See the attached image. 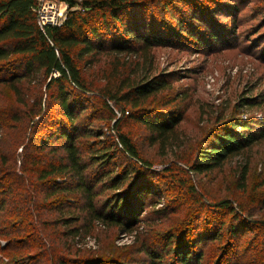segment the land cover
I'll return each mask as SVG.
<instances>
[{"label":"rangeland","instance_id":"1","mask_svg":"<svg viewBox=\"0 0 264 264\" xmlns=\"http://www.w3.org/2000/svg\"><path fill=\"white\" fill-rule=\"evenodd\" d=\"M138 1L148 7L152 23L174 38L161 45L132 42L129 51H105L81 60L83 75L93 91L81 100L85 106L79 123L93 131L83 143L97 147L107 138L95 133L107 131L119 120L120 131L150 162L157 194L147 196L140 220L124 230L92 219L79 196L68 192V182L62 185L61 176L44 183L36 174L25 172V179L32 177L31 186L24 183V177L14 178L23 165L24 144L30 145L36 135L29 125L34 103L53 90L46 92L50 79L39 71L20 82V98L0 82V176L11 175L0 182V264H51L46 250L49 243L59 257L157 264L150 259L151 252L165 255L161 264H178L173 253H180L187 241L203 254L199 264H264V139L211 170L191 169L224 122L264 116V0ZM167 5L171 13L168 7L164 9ZM59 6L65 13L67 6L63 2ZM134 7L140 13L142 7ZM194 12L201 14V20L186 22ZM173 17H177L176 23L171 21ZM180 21L187 31L197 34V41L177 34ZM153 78L166 85L148 97L130 93L137 82ZM103 89L117 91L118 97L127 92V98L131 95L133 99L117 100L114 117L98 95ZM158 109L181 114V119L174 132L156 140L150 127L132 115L139 116L142 110L150 116ZM37 143L26 152L32 154ZM246 162L249 170L244 179L241 171ZM111 166L117 170L139 168L122 152ZM225 199L240 208L242 216L216 204ZM70 217L77 220L67 223ZM230 222L237 226L236 233L228 228ZM221 223V239L198 241L199 236L214 233ZM74 227L77 235L71 231ZM31 228L41 230V235ZM171 237L176 251L167 245Z\"/></svg>","mask_w":264,"mask_h":264},{"label":"trees","instance_id":"2","mask_svg":"<svg viewBox=\"0 0 264 264\" xmlns=\"http://www.w3.org/2000/svg\"><path fill=\"white\" fill-rule=\"evenodd\" d=\"M60 1L67 6L62 23L41 28L36 14L41 0H0V82L9 86L20 98V82L39 71L50 79L46 92L53 90L50 95L45 93L46 96L34 103L35 111L30 115L29 125L36 135L30 145L36 141L39 147L36 146L31 154L26 152L30 145L24 144L25 158L21 161L23 165L18 168V173H14V178L19 176L25 179L23 174L31 172L37 175L39 182L45 183L61 176L64 179L62 185L68 182V192L79 196L82 208L92 219L114 224L125 230L140 220L139 216L146 208L147 196L157 194L156 185L152 181L153 175L149 173L150 162L140 156L132 139L120 131L119 120L109 126L107 131L95 133L97 137L107 138L105 144L96 147L83 143L82 139L87 134L92 135L93 131L79 123L85 106L82 101L84 96H91L93 90L89 88L79 62L88 55L95 58L105 51H129L132 42L161 45L172 41L174 34L169 36L163 29L156 27L152 23V16L148 17V7H143L138 0ZM134 6L142 7L140 13V9ZM167 7L168 5L164 6V9L167 10ZM168 10L171 13L169 7ZM200 16L201 14L194 12L186 18V22H198L197 18L201 20ZM177 20V17L171 18L173 22ZM178 27V35L187 36L193 41L198 40L197 34L187 31L183 22L180 21ZM165 85V82L153 78L146 82H137L130 93L135 91L137 98L148 97ZM118 94L117 91L110 93L105 89L98 91L103 104L114 117L117 116L114 107L119 106L117 100L133 99L131 95L127 98V92L122 93V97H118ZM21 100L26 102L25 98ZM164 112L166 111L158 109L147 116L146 111L140 110L139 116H132L140 118L150 127L157 140L174 132L181 119V114ZM45 123L47 128L44 129ZM223 125L222 131L210 136V145L192 163L193 171L211 170L228 157L240 155L247 147L264 139V116L232 118ZM119 152L133 159L139 168L132 166L117 170V167L111 166V161L117 158ZM248 170L249 164L246 162L241 171L242 178H246ZM7 176L11 178V175L2 173L0 182L8 178ZM16 181L13 180V183L16 184ZM24 183L33 185L32 177H27ZM107 190L110 192L103 195ZM2 202L4 203L3 200ZM216 204L228 209L232 215L242 216L240 208L233 207L229 200L225 199ZM76 218L70 217L66 222L72 223ZM26 226L29 227L30 224ZM223 227L224 223H221L214 233L208 232L202 237L199 236L198 241L204 242L207 237L221 239ZM228 228L233 233L238 230L231 222ZM31 229L41 235L38 228ZM77 230L74 227L71 231L77 235ZM172 242L173 237L167 245L171 246L172 251H176L177 248L171 245ZM52 247L54 248L52 243L46 247L51 264H111L109 261L107 263L86 259L78 255L55 256ZM180 248V253H173V256L178 257V264L202 262L203 254L193 249L190 241ZM148 253L153 262H164V254Z\"/></svg>","mask_w":264,"mask_h":264},{"label":"built area","instance_id":"3","mask_svg":"<svg viewBox=\"0 0 264 264\" xmlns=\"http://www.w3.org/2000/svg\"><path fill=\"white\" fill-rule=\"evenodd\" d=\"M61 2L60 0H41L36 9L37 21L41 28L49 24L58 25L62 23L65 13L60 9Z\"/></svg>","mask_w":264,"mask_h":264}]
</instances>
